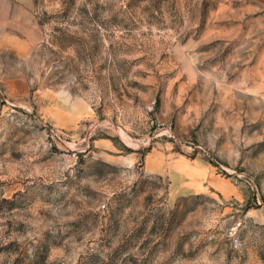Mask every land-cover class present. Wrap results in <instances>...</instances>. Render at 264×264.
Instances as JSON below:
<instances>
[{
	"label": "rangeland",
	"instance_id": "obj_1",
	"mask_svg": "<svg viewBox=\"0 0 264 264\" xmlns=\"http://www.w3.org/2000/svg\"><path fill=\"white\" fill-rule=\"evenodd\" d=\"M33 9L30 49L0 26V264H264V0Z\"/></svg>",
	"mask_w": 264,
	"mask_h": 264
},
{
	"label": "crops",
	"instance_id": "obj_2",
	"mask_svg": "<svg viewBox=\"0 0 264 264\" xmlns=\"http://www.w3.org/2000/svg\"><path fill=\"white\" fill-rule=\"evenodd\" d=\"M33 5L34 0H0V26L13 30L7 38H10V48L15 51H26L42 39Z\"/></svg>",
	"mask_w": 264,
	"mask_h": 264
},
{
	"label": "trees",
	"instance_id": "obj_3",
	"mask_svg": "<svg viewBox=\"0 0 264 264\" xmlns=\"http://www.w3.org/2000/svg\"><path fill=\"white\" fill-rule=\"evenodd\" d=\"M35 3L37 4V0H35ZM68 12H67V10H63V11H61V13L57 16V17H59V20H57L56 22L57 23H62V22H64V20H66V21H69V18H68ZM39 19V23L43 26V25H45L47 22L49 23V22H51L52 20H50V18L48 17V18H46V19H43V18H38Z\"/></svg>",
	"mask_w": 264,
	"mask_h": 264
}]
</instances>
